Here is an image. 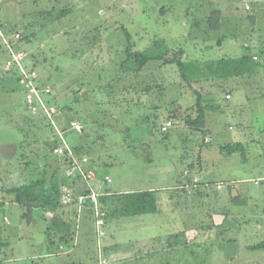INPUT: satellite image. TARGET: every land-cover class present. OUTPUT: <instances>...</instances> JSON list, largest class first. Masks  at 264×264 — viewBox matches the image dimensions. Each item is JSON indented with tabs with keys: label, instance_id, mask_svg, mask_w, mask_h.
I'll use <instances>...</instances> for the list:
<instances>
[{
	"label": "rangeland",
	"instance_id": "1",
	"mask_svg": "<svg viewBox=\"0 0 264 264\" xmlns=\"http://www.w3.org/2000/svg\"><path fill=\"white\" fill-rule=\"evenodd\" d=\"M1 1L6 10L16 0ZM189 5L187 0H37L34 4L25 2L18 14L11 15L24 18L19 32L23 38L21 49L28 53L40 81L53 88L52 97L66 106L61 119L63 130H69L67 137L73 134L66 123L72 116L82 125L80 118H89V131L83 138L78 135L75 144L88 148L86 152L99 167L104 182L106 176L111 178V183L103 182L105 190H157L161 213L143 215V224H137L135 219H125L126 224L110 219L108 227L118 243L128 249L134 245L135 251L142 248L137 240L153 235L169 238L166 246L173 245L170 250H162L154 243L155 249L141 264H264V249L246 247L264 243V228L256 227V215L264 219V214L251 202L255 198L262 202L264 197V155H246L247 159L240 153L230 157L217 155V170L210 178L213 187L207 189L205 196L199 191L187 209H176L174 202H166L163 196L166 190L172 189L174 194L184 184L185 192L191 196L198 192L206 181L205 170L212 158L207 150H215L219 142H264V99H245L241 92L226 98L231 86L205 81L210 71L202 62L201 75L191 74L194 67L190 62L186 64L191 83L183 80L175 64L151 62L139 73L130 71V62L122 65L128 47L144 52L155 41L182 43L189 30L182 24ZM3 35L11 37L0 26V37ZM2 42L0 38L1 47ZM184 45L189 52V45ZM186 59L194 57L189 55ZM5 64V54L0 51L4 70ZM6 79L2 77L0 81V172L9 174L3 185L31 179H41L47 185L52 175L63 173L66 165L45 147L43 134L49 133L48 139L53 142L54 130L46 120L39 121L38 116L20 107L24 106V89L18 78L13 86ZM15 89H22L23 93L16 94ZM197 93L206 108V118L203 124L194 125L192 121L198 116ZM217 102L223 109L214 110ZM244 103L245 107L237 109ZM231 105L237 107L230 110ZM174 110H181L176 120L171 118ZM61 115L57 116L60 127ZM169 120L176 121L177 127L162 133L161 125ZM17 142L18 151L9 145ZM217 184L222 187L220 190ZM230 192L238 202L230 198L226 201ZM209 214L213 220L221 217L225 224L214 226ZM9 215L13 223L9 228L18 225L22 232L25 228L19 227L15 213ZM39 226L34 242L27 237L14 242L17 261L13 264H54L46 257V235ZM182 231L184 235L171 238ZM98 232L93 240L83 242L86 244L76 251L78 255L87 259L88 249L97 248ZM189 236L193 241L183 243ZM103 239L99 249L105 257ZM31 250L37 255L34 263L31 256L29 261L23 259L31 255Z\"/></svg>",
	"mask_w": 264,
	"mask_h": 264
},
{
	"label": "crops",
	"instance_id": "2",
	"mask_svg": "<svg viewBox=\"0 0 264 264\" xmlns=\"http://www.w3.org/2000/svg\"><path fill=\"white\" fill-rule=\"evenodd\" d=\"M25 2L34 4L37 2V0H16L13 1L9 7H6V10L2 9V1L0 0V26L4 32L9 33L10 35H12L14 32H21L22 29L20 28H22V25L25 24V20L24 18L22 20L15 18L11 15V12L18 14L20 6L25 4ZM187 2L190 5L187 8V16L182 24L189 28L185 41L189 45V55L191 59L194 57V59L201 61L204 66L212 65L214 62L223 59H229L231 62L239 60L244 56H248L252 59L250 66L246 68L247 70L245 72L242 71L243 73L241 74L239 73L232 76H220L215 74L213 71H210L205 75V81L209 80L208 82L221 83L222 85L227 84L231 86V90H227L229 94L226 95L225 91L226 98L228 99H231L235 92L243 93L245 99L249 98V96H252V98L256 99H264V0H187ZM246 4L250 6L249 10L246 9ZM22 14L26 16V13ZM22 44L23 43H19L18 46L21 47ZM0 51L5 54L7 62L8 53L5 50L3 42L2 47L0 46ZM255 57H258V60H255ZM2 77L7 78V81L10 80L11 86L16 84L15 80L17 78H15L12 73H8L6 69L4 70L1 65L0 81ZM41 83L43 85H48L43 81H41ZM17 91L23 93L22 89L16 90V94ZM219 96L220 95H217L215 97L219 98ZM245 106V103L240 104L239 108L237 106L231 105L230 110L235 107H237V109H241ZM20 107L24 108L25 105ZM221 108L222 106H220L219 102L214 105V110L217 109L216 111H219ZM212 114L213 112L210 113V116ZM62 116L63 113L60 116V119ZM31 118L36 120V117L34 118L31 116ZM37 120L42 121L44 119L38 116ZM62 121L63 120L61 119V128L63 126ZM173 122V127H177V122ZM229 128L232 129V126ZM67 130L65 129V131H63L68 143L73 145L75 142H78V135L73 133L67 137ZM244 130L248 131L246 128H244ZM211 143L213 144V142ZM231 143L244 145L246 148V155L248 157H262L264 155V142H219V144L216 145L215 150H207L211 153L212 158L210 160L211 162L209 163L210 167L205 170L206 181L204 184L200 185L197 190L198 192H195L194 195L191 196L192 194L185 192L187 187L184 184L179 187V190H175L174 194L173 191L170 192L172 189L166 190L167 193L163 194L165 201L168 202L171 200V202H174L176 206L175 208H179L181 211L183 210L182 208L184 206L187 209V205L191 203L192 198H195V195L199 194V191H201L205 196L207 189L213 187L210 178L217 170L214 159L217 155L223 156L221 147ZM9 145L13 146L14 150L16 147L18 151V142ZM259 146L261 149H259ZM233 155H236V153ZM230 156L232 155H229V157ZM56 159L59 160V162L62 161L64 164V157H58ZM91 160L93 159L91 158ZM91 162V167L97 171L98 175L97 178L90 182H84L80 179L75 181L69 180L67 176L69 170L68 164L65 165L63 173L60 174L61 176L58 174L51 176V179L47 185H50L51 182L59 184V199L53 195V192L51 193V191L48 190V186H44L45 188H43V190L41 189L42 187L37 188L36 190L39 192L38 194H41V196H43L45 199L44 204H41V202L35 203V201H32L29 198H20V196L16 193L17 189L23 186H30L35 181H37V179H31L28 181L24 180L25 183L16 185H12L10 183L3 185V181L5 183V178H7L9 174L5 175L0 172V217L4 215L3 223L0 224V257L3 256V254L6 255L0 261V264H13L14 261H17V259H15L16 245H14V242H17L18 238L19 240H22L26 237L30 241L34 242L36 236V227L38 225H40L39 228L42 231H45L46 240L44 245L47 248L46 257H48L49 262L51 261L54 264H97V253L100 246L99 242L102 238H104V243L102 244L104 246L103 250L107 254L105 257L108 259L109 264H141L144 262L145 257L150 255L149 251L155 249L152 245L154 243L162 250L164 248L170 250L171 247H173V245L169 244V246H166V242L169 238H165V236L162 235H153L146 237V239L137 240V243L142 245L140 250L136 248L134 251V245L131 249L124 247L114 239L113 232H111V229L108 227L110 219L116 218L118 224H126L127 220L125 219H135L134 221H139L137 224H143V215L120 218V216L115 214L113 215V213L110 211L111 216L108 215L110 218L107 217L108 219L106 220V225L103 227V234L101 236L98 235L97 237L99 240L97 248H94L93 251L88 249L91 252H87V254H89L87 259H85L84 256L78 255L76 253L77 250H81L80 247L83 244H86L83 242H88L94 239L97 229L90 202H86L83 205H79L77 202H73L70 205H63L61 203L60 196L63 186H70L76 193H85L92 189L100 194L99 198L102 197L103 199L104 197L111 198L115 194L140 191H154L156 198L158 197L156 192L157 190H154L153 188L147 190H130L124 191L123 193L114 192L112 190L106 191L104 188L105 185L103 186L105 182L101 177L99 167L97 168L95 163H93L94 160ZM219 184L217 185L220 186ZM177 188L178 187L175 189ZM217 189L220 190L219 188ZM262 194L264 195V191ZM168 196L170 198H168ZM225 198L226 201H228V198H230V201L238 202L237 199L233 198L231 192L226 194ZM107 200L108 204H110V201H112L111 199ZM158 201L159 200L157 198V203ZM263 201L264 197L262 202L259 198L251 200L253 206L259 211H262L264 214V208L261 209V203L264 206ZM161 211L162 209L158 204L157 213H161ZM13 213H15L16 218L19 221V227L25 228L22 230V232H20L18 225L16 228H9L13 224L11 223V216L9 214ZM225 215H228V213ZM256 216L259 219V221L256 223V227L264 228V219H261L258 214ZM209 219L213 222L212 224L214 226H221L225 224V220L223 222L221 217H217L215 220H213V216H210ZM26 227L33 230L28 231ZM184 233L185 231L180 233L178 232V234L173 235L171 238L177 239L180 235H184ZM190 241L193 240L192 237L189 236L183 241V243H189ZM130 243L132 242L130 241ZM249 246L252 245H246L247 248H249ZM31 247H34V244L31 245ZM7 253H10V257L7 256ZM30 256L32 258L31 262L34 263V259L37 257V255H35L33 250H31V255H27V257H24L23 259H27L29 261ZM134 261L135 263H133Z\"/></svg>",
	"mask_w": 264,
	"mask_h": 264
},
{
	"label": "trees",
	"instance_id": "3",
	"mask_svg": "<svg viewBox=\"0 0 264 264\" xmlns=\"http://www.w3.org/2000/svg\"><path fill=\"white\" fill-rule=\"evenodd\" d=\"M162 12H166L165 8L161 9ZM187 16V14H186ZM186 38L184 36L182 43L181 42H175V41H166V40H160V41H155L152 43L151 47L146 49L144 52L141 51H133V48L130 49L128 47L125 51L126 55V60L122 65H125V63L131 64L130 71L133 73H139L141 72L149 63L151 62H163L166 65H171L175 64L178 67V70L186 82H189V75L187 74L186 71V64L188 63L191 67H194V69L191 71V74H202L203 70L201 69V64L196 59L193 60H188L186 59L187 56L189 57V52L186 51L185 45L186 43ZM251 58L248 56H244L243 58L231 62V60H219L214 62L212 65H208L206 70L213 71L215 74H218L220 76H232L235 74H241L243 73L242 71H246L251 62ZM191 83V82H189ZM197 113L198 116L195 120L192 121V124H203L206 118V108L203 106L200 102L201 95L200 93H197ZM49 102L51 104L56 105L59 108L60 113L65 112V105L62 103V101L57 100L55 97H49L48 98ZM181 110L176 112L175 110L173 111V114L171 115V118L176 120L179 117ZM45 120V119H44ZM74 120V117H71L70 121ZM43 121V120H42ZM80 121L83 122V131L78 133V132H73L72 133H77V135H80L81 138H83V134L85 135L86 132H88L90 128V121L89 118H80ZM47 122V121H46ZM48 124V122H47ZM46 124V125H47ZM52 131L53 128L51 125H47ZM55 141L51 142L49 138V133H44L43 136L46 137V145L45 147L49 150V152L54 156V158H58V156L53 154V150L55 147L59 145L58 140L56 139L57 135L55 134ZM79 142H82L79 141ZM75 153L79 156H85L84 154H87L90 156L86 151L88 150L87 147H83L80 144H73L71 145ZM221 152L225 155H233L235 153H240L244 156V159H246V148L242 144H237V143H231V144H226L221 147ZM55 158V159H56ZM92 158V156H90ZM57 160V159H56ZM92 161V160H91ZM64 164H68L67 160H64ZM69 179V178H68ZM70 180V179H69ZM44 186H48V190L53 192V195L56 196L57 198L59 197L60 194V189H59V184L51 182L50 185H44V181L41 179H38L35 181L32 185L30 186H23L20 187L19 189L16 190V193L20 196V198H29L32 201L41 202V204H44V197L39 195L38 191L36 190L37 188H45ZM90 191L86 192L89 193ZM61 197V196H60ZM59 199V198H58ZM111 199L110 204H108V200ZM21 200V199H20ZM100 203L102 204L103 208L107 213H113L117 216L120 217H135V216H141V215H147V214H155L158 212V203H157V198L155 195L154 191H140V192H132V193H123V194H115L111 198H106L104 199L102 197L99 198ZM103 202V203H102ZM27 214V211H26ZM252 249H264V243L250 246Z\"/></svg>",
	"mask_w": 264,
	"mask_h": 264
},
{
	"label": "built area",
	"instance_id": "4",
	"mask_svg": "<svg viewBox=\"0 0 264 264\" xmlns=\"http://www.w3.org/2000/svg\"><path fill=\"white\" fill-rule=\"evenodd\" d=\"M246 9H250L248 4H246ZM2 39L5 50L8 53L5 69L8 73H12L18 78L20 86L24 89V105L26 109L32 115L45 119L52 126L59 142V145L54 148L53 154L58 157H64L67 160L69 165L68 178L71 181L80 179L84 182H90L97 178V171L91 167V159L87 156L79 157L66 140L65 133L57 121V116L60 114L59 108L48 101V98L54 94L53 88L41 83L40 74L32 65L28 53L18 46L23 39L22 35L19 32H14L11 37L3 35ZM254 59L258 60V57ZM173 125L174 122L169 120L161 126V131L163 133L168 132ZM69 129L80 133L83 131V125L77 120H72L69 122ZM104 180L106 183H111L112 181L109 176H106ZM195 183L197 182L195 181ZM218 188L220 189L221 186H218ZM89 191V193H76L70 186H63L61 203L70 205L73 202H77L79 205H83L86 202H90L96 229L97 232L99 231L98 235L101 236L103 227L106 225L108 213L100 203L99 196L95 191L92 189ZM97 260V264H109L100 249Z\"/></svg>",
	"mask_w": 264,
	"mask_h": 264
}]
</instances>
